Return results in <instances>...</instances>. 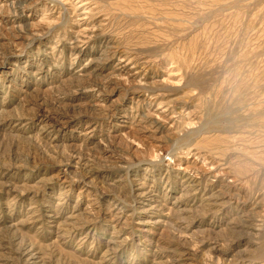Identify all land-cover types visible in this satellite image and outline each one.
<instances>
[{"label": "rangeland", "instance_id": "obj_1", "mask_svg": "<svg viewBox=\"0 0 264 264\" xmlns=\"http://www.w3.org/2000/svg\"><path fill=\"white\" fill-rule=\"evenodd\" d=\"M0 264H264V0H0Z\"/></svg>", "mask_w": 264, "mask_h": 264}, {"label": "bare ground", "instance_id": "obj_2", "mask_svg": "<svg viewBox=\"0 0 264 264\" xmlns=\"http://www.w3.org/2000/svg\"><path fill=\"white\" fill-rule=\"evenodd\" d=\"M107 48H108V47H107ZM112 48H113V47H112ZM105 50H106V49H105ZM107 52H108V51H107ZM111 52H112V51H111ZM103 53H104V52H103ZM100 54H101V53H100ZM104 58H106V57H104ZM121 61H123V60H121ZM117 65H118V64H117ZM121 65H122V64H121ZM124 66H125V65H122L121 67L123 68ZM126 66H127V64H126ZM126 66H125V67H126ZM116 67H117V66H116ZM113 69H114V68H113ZM113 72H114V71H113ZM108 73H111V72H108ZM111 74H112V73H111ZM117 74H118V73H117ZM117 74H116V75H117ZM113 75H114V74H113ZM106 77H107V76H106ZM114 77H116V76H114ZM114 77H113V78H114ZM117 77H118V76H117ZM109 78H110V77H109ZM113 78H111V79H113ZM111 79H109V80H111ZM114 79H116V78H114ZM112 82H113V81H112ZM117 82H118V81H117ZM108 83H109V81H108ZM133 84H134V83H133ZM143 84H144V83H143ZM152 84H153V83H152ZM117 85H118V84H117ZM153 85H155V82H154ZM151 86H152V85H151ZM153 88H154V87H153ZM114 89H115V88H114ZM145 89H146V88H145ZM145 89H143V87H142V90H145ZM150 89H151V88H150ZM150 89L148 90V92L151 91ZM156 90H157V89H156ZM145 91H147V90H145ZM152 91H153V89H152ZM159 91H160V90L158 89V93H157V95H156L155 97L163 96V94L160 93ZM153 92H155V91H153ZM146 94H147V93H146ZM153 96H154V95H153ZM162 98H163V97H162ZM154 99H155V98H154ZM151 100H152V99H151ZM149 102H150V101H149ZM154 116H155V115H154ZM142 117H143V116H142ZM142 117H141V118H142ZM141 118H140V119H141ZM144 118H145V117H144ZM150 118H152V117H150ZM162 119H164V118H162ZM149 120H150V119H149ZM144 121H146V120H144ZM144 121H142L143 123L141 124V127H140L141 130L152 131V132H158V131H159V127H158V126L153 125L152 123H151L150 125H147V124H146L147 122L144 124ZM161 122H162V121H161ZM165 122H166V121H165ZM156 123H157V122H156ZM154 124H155V123H154ZM164 124H165V123H164ZM134 126H135V125H134ZM138 127H139V126H138ZM160 127H161V126H160ZM130 128H131V127H130ZM133 129H134V127H133ZM135 129H136V128H135ZM135 129H134L133 131H136ZM140 129H138V130H140ZM141 130H140V131H141ZM146 131H144V132H146ZM168 132H169V131H168ZM137 133H140V132H137ZM141 133H142V132H141ZM142 134H143V133H142ZM168 134H169V133H168ZM168 134H166V135H168ZM136 135H137V134H136ZM173 136H174V135H173ZM139 137L141 138V136H139ZM149 137L152 138L153 140L158 141V142H155V141H154V142H155L154 144L157 145L156 147H158V146H159V147H162V146L164 145V144H162V142H163L164 140H163V137H161V135H160V136H154V135L151 134V135H149ZM149 137H147V138H149ZM142 139H143V138H142ZM144 139H145V138H144ZM167 139H168V138H167ZM170 139H172V138H170ZM147 140H148V139H147ZM149 140H150V139H149ZM149 142H150V141H149ZM157 143H158V144H157ZM150 144H151V143H150ZM154 144H153V145H154ZM210 158H211V157H210ZM191 164H192V163H191ZM179 167H180V166H179ZM181 167H182V166H181ZM186 167H187V166H186ZM186 167H184L183 169H185ZM200 169H201V168H200ZM222 171H223V170H222ZM199 172H200V170H199ZM203 173H204V172H203ZM225 173H226V171H225ZM212 174H213V173H212ZM222 174H223V173H222ZM217 175H219V174H217ZM217 175H216V176H217ZM224 175H225V174H224ZM214 176H215V175H214ZM196 177H197V176H196ZM194 178H195V177H194ZM189 179H190V178H189ZM234 179H235V178H234ZM187 180H188V179H187ZM187 180H186V181H187ZM191 180H192V179H191ZM193 181H194V180H193ZM201 181H202V180H201ZM234 181H235V180H234ZM236 181H237V180H236ZM210 184H211V183H210ZM225 184H228V183H225ZM230 184H231V183H230ZM235 184H236V183H235ZM236 185H237V184H236ZM223 186H224V184H223ZM227 186H228V185H227ZM229 186H230V185H229ZM221 187H222V186H221ZM220 190H222V189H220ZM225 190H226V189H225ZM218 191H219V190H218ZM223 191H224V190H223ZM228 191H229V189H228ZM215 193H216V192H215ZM230 193H231V192H230ZM226 194H227V192H226ZM226 194H225V195H226ZM231 195H232V194H231ZM234 195H235V194H234ZM234 195H232V196L234 197ZM212 196H213V195H212ZM228 197H229V196H228ZM212 198H213V197H212ZM217 199H218V198H217ZM220 199H221V198H220ZM228 199H229V198H228ZM235 199H236V198H235ZM257 203H258V202H257ZM255 204H256V203H255ZM254 210H255V209H254ZM243 212H244V211H243ZM251 213H253V212H250V214H251ZM243 214H244V213H243ZM254 214H255V213H254ZM254 214H253V215H254ZM253 215H252V217H254ZM255 216H256V215H255ZM241 217H242V216H241ZM244 217H245V215H244ZM117 218H119V217H117ZM114 219H115V218H114ZM251 219H252V218H251ZM255 219H256V218H255ZM249 220H250V219H249ZM242 221H243V220H242ZM183 260H184V259H183ZM179 261H180V260H179Z\"/></svg>", "mask_w": 264, "mask_h": 264}]
</instances>
